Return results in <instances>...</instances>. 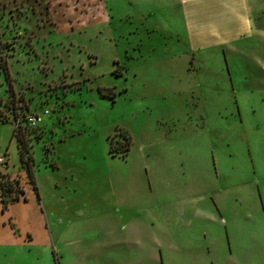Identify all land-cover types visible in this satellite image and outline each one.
Listing matches in <instances>:
<instances>
[{
  "label": "rangeland",
  "instance_id": "374dc122",
  "mask_svg": "<svg viewBox=\"0 0 264 264\" xmlns=\"http://www.w3.org/2000/svg\"><path fill=\"white\" fill-rule=\"evenodd\" d=\"M0 179V264H264V0H0Z\"/></svg>",
  "mask_w": 264,
  "mask_h": 264
},
{
  "label": "trees",
  "instance_id": "16d2710c",
  "mask_svg": "<svg viewBox=\"0 0 264 264\" xmlns=\"http://www.w3.org/2000/svg\"><path fill=\"white\" fill-rule=\"evenodd\" d=\"M6 66V65H5ZM4 66V71L5 73H8L7 72V68ZM24 121H19L18 122V132H20V129L22 127V123ZM22 136H19L18 138V141H19V144L21 145V150H20V158L22 161H24V157H25V152H26V148H25V143H24V140H22ZM28 176H29V179H31L32 183L34 181V175H33V170L28 166ZM35 188V187H34ZM13 186L11 183L9 182H5L3 180L0 179V200H1V203L4 207H6L10 202H13V201H17L19 200V197L18 195H13Z\"/></svg>",
  "mask_w": 264,
  "mask_h": 264
},
{
  "label": "built area",
  "instance_id": "2783aa9c",
  "mask_svg": "<svg viewBox=\"0 0 264 264\" xmlns=\"http://www.w3.org/2000/svg\"><path fill=\"white\" fill-rule=\"evenodd\" d=\"M36 121H40V118H29V122L35 123Z\"/></svg>",
  "mask_w": 264,
  "mask_h": 264
}]
</instances>
